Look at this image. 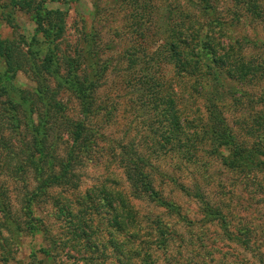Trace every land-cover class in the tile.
<instances>
[{"label":"rangeland","instance_id":"1","mask_svg":"<svg viewBox=\"0 0 264 264\" xmlns=\"http://www.w3.org/2000/svg\"><path fill=\"white\" fill-rule=\"evenodd\" d=\"M134 1L48 3L68 12L65 47L84 34L95 38L108 66L96 92L102 111L87 121L97 135L92 153L76 168L75 183L47 190L30 220L23 183L2 177L22 225L10 232L0 215V264L26 263L40 248L49 250L48 264H143L146 251L154 264H264V169L227 168L203 134L208 108L216 105L238 144L264 150V0H210L215 13L202 10L200 0H148L146 10ZM185 23L200 31L193 43H209L199 68L186 73L169 48L172 30ZM34 32L29 14L12 0H0L2 39ZM215 56L225 58L229 69ZM146 72L160 84L162 114L151 105V91L138 83ZM18 83L34 86L25 73ZM61 99L73 119H82L74 95L63 92ZM175 112L186 120V134L194 136L187 151L179 149L168 121ZM122 146L150 160L153 187L168 208L133 192L119 161ZM121 204L130 206L143 227L139 241L131 236L134 230L120 231L111 222L116 213L124 217ZM211 209L227 218L232 238L207 215ZM28 221L42 224L45 235L29 232ZM159 225L169 232L164 242Z\"/></svg>","mask_w":264,"mask_h":264},{"label":"trees","instance_id":"2","mask_svg":"<svg viewBox=\"0 0 264 264\" xmlns=\"http://www.w3.org/2000/svg\"><path fill=\"white\" fill-rule=\"evenodd\" d=\"M61 1L66 0H12L14 7L31 16L35 32L30 38L24 35L9 39L0 37V215L10 232H19L22 222L12 212L8 189L2 177L6 175L23 183V210L30 220L34 203H41L38 198H42L47 190L75 183L76 168L92 153L97 135V131L87 121L102 111L101 104H97L96 92L101 87L108 66L102 62L101 52L92 42L95 38L91 34H84L73 46H64L68 12L48 6L49 2ZM134 2L146 10L148 0ZM200 4L205 12L215 13L216 7L210 0H200ZM187 25L185 23V27L173 29L174 41L169 42L170 51L180 61L179 67L184 73L199 68L200 59L205 54L203 49L209 44L204 43L200 48L199 44L193 43L191 37L200 31L195 30L191 23ZM216 25L221 26L217 21ZM180 45L182 50H179ZM134 57L131 55L129 58L131 64L135 63ZM215 60L225 69L230 67L222 56H215ZM234 70L238 72L239 67H234ZM20 73L27 74L34 83L31 89L23 88L18 83ZM145 74L138 83L144 86L145 91H151L150 98L154 101L151 105L155 110L161 109L162 114L165 101L160 97L156 74ZM63 92L74 95L79 101L82 119L75 120L68 114L61 99ZM208 113L203 134L211 140L215 147L214 153L216 151L222 164L242 171L264 169V150L238 144L216 105L210 106ZM171 114L168 121L173 126L172 133L180 142L179 149L187 151L194 136L186 134L187 122L185 119L182 121L181 114ZM178 137L186 139L181 142ZM119 161L135 194L149 196L160 206L169 207L153 187L148 171L151 164L147 157L138 154L130 146H122ZM93 199L90 197L89 202L95 207ZM170 207L174 209L173 205ZM118 208L125 209L124 217L121 220L116 213L112 224L120 231L134 230L131 236L139 241L143 227L137 225L130 206L123 207L121 204ZM207 209L210 210L209 207ZM60 211L63 214L65 209L60 207ZM207 215L211 220L218 219L224 235L232 238L226 217L212 209ZM38 223L28 221L26 229L33 234L45 235L46 229ZM84 227L81 226L82 229ZM159 229L162 233L159 242H164L169 232L160 225ZM45 257H52L48 249L33 250L29 261L23 264H48ZM142 263L154 264L149 252H145Z\"/></svg>","mask_w":264,"mask_h":264}]
</instances>
